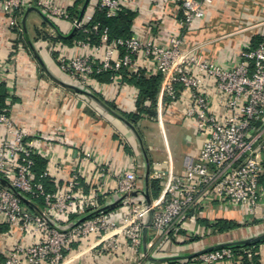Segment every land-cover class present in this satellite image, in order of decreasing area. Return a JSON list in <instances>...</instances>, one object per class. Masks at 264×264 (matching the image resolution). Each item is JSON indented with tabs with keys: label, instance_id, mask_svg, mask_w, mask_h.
<instances>
[{
	"label": "built area",
	"instance_id": "1",
	"mask_svg": "<svg viewBox=\"0 0 264 264\" xmlns=\"http://www.w3.org/2000/svg\"><path fill=\"white\" fill-rule=\"evenodd\" d=\"M123 1L97 0V5L107 16H115ZM209 1L180 0L179 31L161 43L136 33L110 37L107 26L89 24L91 13L71 17L67 8L52 0H0L13 29H21L17 14L30 2L48 17L71 18L75 30L83 32L73 43L85 51L67 55L56 41L52 49L59 69L82 87L91 88L104 72L111 81L160 74L155 101L158 119L164 104L180 102L184 117L201 140L197 155L185 156L183 172L153 173L164 181L148 205L131 194L135 171L114 170L103 160L93 158L97 183L85 188L77 164L90 160V151L80 156L79 147L65 138L62 128L27 132L10 115L18 91L13 78L16 52L22 45L20 39L13 41L0 61V81L7 86L0 106V214L16 224L21 234L35 238L28 243L21 237L13 241L2 264H58L74 242L88 236L99 239L104 250L127 248L140 263L142 227L149 209V227L165 235L182 232L186 219H195L199 207L210 200L229 207L242 204L254 218L264 221V186L260 185L264 176V34L255 43H243L237 62L230 67L193 48H181L183 30L203 16ZM93 34L98 41H92ZM51 35L57 36L54 30ZM57 146L66 148L65 157L57 154ZM35 157L44 160L38 171ZM63 173L66 177L60 185ZM108 178L114 185L107 184ZM45 179L54 187L46 188ZM111 193L121 196L123 211L118 218L101 202ZM235 256L246 257L247 264H259L251 247L219 246L196 258L216 264ZM169 264L187 263L176 259Z\"/></svg>",
	"mask_w": 264,
	"mask_h": 264
},
{
	"label": "crops",
	"instance_id": "2",
	"mask_svg": "<svg viewBox=\"0 0 264 264\" xmlns=\"http://www.w3.org/2000/svg\"><path fill=\"white\" fill-rule=\"evenodd\" d=\"M83 1L76 4L78 13ZM52 2L69 10L74 9L75 0ZM30 6L36 5L32 2L24 5L21 17ZM96 6L97 0H87L83 13L92 14ZM121 8L134 13L131 33L152 36L166 43L171 33L179 31L180 0H124ZM32 13L37 15V22L31 19ZM48 18L51 23L44 20L36 10L29 9L25 18L26 30L21 24L20 34L9 25L8 16L0 6V61L8 55L13 41L20 39L22 43L17 50L14 65L13 78L18 91L11 103V117L27 132L48 133L55 128H62L65 138L79 147L80 156L84 155L85 150L90 151V160L77 164L85 188L97 183L95 158L103 160L114 170L135 171L136 200L144 203L145 191L150 200L156 198L161 192L164 178L154 176L153 173L156 170L183 172L185 156H196L200 147L201 140L197 142L195 129L184 117L181 103L164 104L158 109L161 110L158 119L156 103L154 113L147 110V100L137 105L138 88L129 77L125 76L120 81L98 78V82L91 88L78 85L59 69L52 51L55 41L67 55L85 51L73 43L74 38L71 36L74 37L75 30L72 31V20ZM53 30L57 38L51 37ZM262 34L264 0H210L204 5L203 16L183 30L180 46L184 49L194 48L204 56L230 67L237 62L238 50L243 43H255ZM147 66L152 68L151 63ZM131 113L139 115L133 118L129 116ZM166 124L170 125L169 128ZM153 125L155 130L151 128ZM166 130L171 132L173 142L177 130L192 146L173 152ZM56 152L65 157L66 148L57 146ZM65 177V173L61 174L57 183L63 184ZM152 179L157 180L159 185L155 195L151 186ZM107 184L114 185V180L108 178ZM260 185L264 186V176L260 179ZM120 198L119 194L111 193L101 199L103 206L111 208L117 218L123 211ZM261 203L264 204V193ZM215 222L226 227L218 229ZM186 223L187 227L182 232L171 235L155 232L148 227L141 245L145 253L140 263H137L136 255L127 248L104 250L99 239L88 236L74 242L58 264H169L176 260L173 256H181L178 260H184L187 264H206L197 259L196 255L188 254L264 232V221L254 218L244 205L229 207L216 200L205 201L199 207L197 217L186 219ZM20 237L26 243L35 238L21 234L16 224L0 214V264L11 243ZM253 251L256 262L264 264V237L257 241ZM216 264L247 262L244 257L235 256Z\"/></svg>",
	"mask_w": 264,
	"mask_h": 264
},
{
	"label": "trees",
	"instance_id": "3",
	"mask_svg": "<svg viewBox=\"0 0 264 264\" xmlns=\"http://www.w3.org/2000/svg\"><path fill=\"white\" fill-rule=\"evenodd\" d=\"M81 1L82 0H75L74 9L72 10L68 9L71 17L77 16L78 8L76 7V4L80 3ZM20 14H22V11H20ZM133 14H134L133 11L129 9L121 8L117 15L107 16L105 14V11L97 5L92 13L91 19L89 20V24L98 23L99 27L107 26L110 37H116V36L124 37L131 34L130 26H131V20ZM15 30L17 31V33L22 34V29L18 30V28H16ZM74 33L75 35L73 34L74 37L71 36L72 38L83 36V32L80 29H76ZM45 36L46 34H44V37ZM54 38H57V36ZM91 39L92 41L96 42L98 41V36L93 34L91 35ZM97 76L98 78L108 79V72L98 74ZM129 79L133 81V83L138 88V97L136 100L137 105H142V103L145 100H147L149 102V107L147 110L149 111V113L152 112L154 113L153 107L155 104L156 93L160 83V74H151L149 76H146L144 74L131 75ZM6 94H7V86L3 81H0V106L4 105V98ZM138 115L139 114L136 113L129 114V116L133 118H137ZM35 159H36L35 168L38 171L40 170V168L43 167L44 160L39 157H35ZM44 181L46 188H52L53 182L51 180L45 179ZM151 186L153 192L157 193L159 191V185L157 180L152 179ZM215 227L221 229L226 226L224 224L220 225L218 222H215ZM256 245H257V241L249 244H233L230 246L233 247V249L235 250H239L241 247H251L254 250ZM253 258L256 261L255 255ZM244 259L246 262H248L246 257H244Z\"/></svg>",
	"mask_w": 264,
	"mask_h": 264
},
{
	"label": "water",
	"instance_id": "4",
	"mask_svg": "<svg viewBox=\"0 0 264 264\" xmlns=\"http://www.w3.org/2000/svg\"><path fill=\"white\" fill-rule=\"evenodd\" d=\"M86 3H87V0H84V1H83V4L80 6V10H79V13H78V16H77L78 19H80V17L82 16V14H83V10H84V8H85ZM29 9H34V10H36L44 20H46V21H48V22L51 23V21L49 20L48 16H47L42 10H40V9H39L38 7H36V6H30V7H28V8L26 9V11L23 13V15H22V17H21V24H22V27L24 28V30H26V29H25V18H26V14H27V12L29 11ZM74 30H75V26L73 27L72 31H74ZM73 87H74V88H77V89H80V88H79L78 86H76V85H73ZM130 124H131V123H130ZM135 193H136V192H135L134 190L131 191V194H132V195H135ZM149 203H150L149 194H148L147 191H145V200H144V204L148 205ZM104 207L106 208V206H104ZM151 215H152V210L149 209V210H148V214H147V218H146L145 223H144V225H143V227H142V243H143L144 238H145V236H146L147 229H148V227H149V225H150V223H151ZM263 237H264V232H262V233H260V234L253 235V236L248 237V238H244V239L238 240V241L226 242V243H220V244H215V245H212V246H208V247H206V248H203V249H201V250H198V251L193 252V253L188 254V255H189V256H191V255H197V254H199L200 252H203V251H206V250H210V249H212V248L219 247V246H226V245H233V244H249V243H252V242L258 241V240L262 239ZM141 245H142V244H141ZM142 251H143V253H145L144 250H142ZM173 257H176V259H179L181 256H173ZM174 259H175V258H174Z\"/></svg>",
	"mask_w": 264,
	"mask_h": 264
},
{
	"label": "rangeland",
	"instance_id": "5",
	"mask_svg": "<svg viewBox=\"0 0 264 264\" xmlns=\"http://www.w3.org/2000/svg\"><path fill=\"white\" fill-rule=\"evenodd\" d=\"M21 11H22V9H21ZM18 15V18H19V21H20V13H18L17 14ZM32 15V18L31 19H34L33 21L34 22H37L38 21V17H37V15L36 14H34V13H32L31 14ZM18 24V23H17ZM30 24H31V22H30ZM19 25L21 26V24H20V22H19ZM185 29H187V28H185ZM184 29V30H185ZM194 49V48H193ZM53 51V55H56V53H54V52H56V51H54V50H52ZM17 53V52H16ZM166 126L169 128V124H166ZM153 130H155L156 128H155V126L153 125L152 127H151ZM167 131V133H168V137H169V139H170V142H171V148H172V151L173 152H175V151H179V150H182V149H184V148H187L188 146H192V143H189V142H187L186 140H184V138H183V136L181 135V134H178L177 133V130H175V141L173 142L172 141V139H171V132L169 131V130H166ZM200 141V139L197 137V142H199ZM174 144H173V143ZM195 142V141H194ZM195 145V144H194ZM156 193L155 192H153V195H155Z\"/></svg>",
	"mask_w": 264,
	"mask_h": 264
}]
</instances>
